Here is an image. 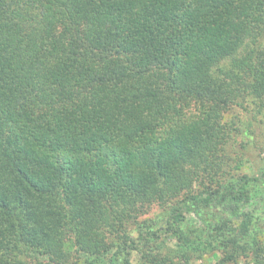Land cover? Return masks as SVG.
<instances>
[{"label":"trees","instance_id":"trees-1","mask_svg":"<svg viewBox=\"0 0 264 264\" xmlns=\"http://www.w3.org/2000/svg\"><path fill=\"white\" fill-rule=\"evenodd\" d=\"M262 119L264 0H0V264H264Z\"/></svg>","mask_w":264,"mask_h":264},{"label":"rangeland","instance_id":"rangeland-1","mask_svg":"<svg viewBox=\"0 0 264 264\" xmlns=\"http://www.w3.org/2000/svg\"><path fill=\"white\" fill-rule=\"evenodd\" d=\"M258 125L256 126V145L257 147H251L246 156L240 162V170L253 172L258 168L264 167V119L258 121ZM154 210H152L153 212ZM29 255H33L29 253ZM217 253L208 252L204 255V257L200 260H196L194 264H210L217 256ZM131 263L132 264H140L137 252L133 251L131 254ZM241 264H247L242 262Z\"/></svg>","mask_w":264,"mask_h":264}]
</instances>
